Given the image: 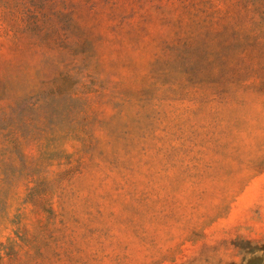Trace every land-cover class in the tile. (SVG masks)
Segmentation results:
<instances>
[{"label": "rangeland", "instance_id": "rangeland-1", "mask_svg": "<svg viewBox=\"0 0 264 264\" xmlns=\"http://www.w3.org/2000/svg\"><path fill=\"white\" fill-rule=\"evenodd\" d=\"M0 264H264V0H0Z\"/></svg>", "mask_w": 264, "mask_h": 264}]
</instances>
